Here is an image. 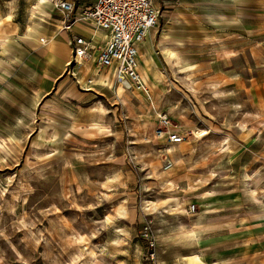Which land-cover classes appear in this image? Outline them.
Returning a JSON list of instances; mask_svg holds the SVG:
<instances>
[{"label": "rangeland", "instance_id": "rangeland-1", "mask_svg": "<svg viewBox=\"0 0 264 264\" xmlns=\"http://www.w3.org/2000/svg\"><path fill=\"white\" fill-rule=\"evenodd\" d=\"M40 1L0 0V264H264V0H160L142 89L72 79Z\"/></svg>", "mask_w": 264, "mask_h": 264}, {"label": "built area", "instance_id": "built-area-1", "mask_svg": "<svg viewBox=\"0 0 264 264\" xmlns=\"http://www.w3.org/2000/svg\"><path fill=\"white\" fill-rule=\"evenodd\" d=\"M58 5L64 11L65 21H70L73 1L60 0ZM158 14L155 0H93L81 9L80 15L71 17L72 22H68L66 27L69 28L74 21H91L96 27L106 31L107 37L92 45L84 37L75 36L71 41V58L65 64V71L74 76L76 68L83 61L94 57L97 71L111 69L116 83L126 89H142L144 82L137 67V46L156 24ZM92 81L91 77L87 79L88 83ZM158 117L160 127L166 129L167 142H181V133L167 129V116L161 113ZM158 130V134L164 132L161 128Z\"/></svg>", "mask_w": 264, "mask_h": 264}, {"label": "crops", "instance_id": "crops-1", "mask_svg": "<svg viewBox=\"0 0 264 264\" xmlns=\"http://www.w3.org/2000/svg\"><path fill=\"white\" fill-rule=\"evenodd\" d=\"M68 1H73L74 3V9L72 11V18L73 17H76L78 15H80V12H81V9L84 8L86 5L90 4L93 0H86L87 2L84 3L81 7L78 6V2H75L76 0H68ZM155 5L156 7L158 8V18H157V22L156 24L153 26L152 29H149L147 34L145 35L142 43L140 42L137 46V50H138V54H137V62L139 61L138 57H139V49H140V46L145 42L148 41V37H150L151 33H152V37H151V45H150V48L152 47V40H153V37L155 36V33L157 32V29H158V26H159V23H160V16L162 15L161 14V1L160 0H155ZM65 22V21H64ZM61 28V27H60ZM69 31V38H68V49L66 48V50H68V57H67V60L65 61V64L66 62L71 58V41L73 40V38L75 36H81V37H84L85 39L89 40L91 42L92 45H96L102 41H104L107 37V32L96 27L91 21H76V22H73V24L69 27L68 29ZM52 36H53V39H54V42H57V39L58 37L52 33ZM57 37V39L55 38ZM33 46H36V44H32ZM46 48H44V54H47L48 52H51L54 50V47L53 49H49L48 45L45 44ZM37 47V46H36ZM35 47V48H36ZM67 52V51H66ZM94 52H96L94 50ZM51 54V53H50ZM49 54V55H50ZM64 64V66H65ZM63 70L65 71V68H63ZM139 70V69H138ZM109 71H112L111 69H100L99 71H97V67H96V64H95V58L92 57L88 60H85L83 61V64L80 65L78 68H76L75 70V73H74V76L71 78L72 79H76L77 82H79L78 80H82L81 82H83L84 78L86 77V75L88 77H91L93 79V82H95L96 84H102L98 81V77H99V74L100 73H103V74H109ZM139 73H140V70H139ZM112 80L115 82V79H114V76H112ZM172 144V143H171ZM175 144H178V143H175ZM209 220V218H205V219H198L197 223H192V224H188V228H190L191 226H194L196 225V229H204L205 227V223ZM187 228V227H185ZM187 228V229H188Z\"/></svg>", "mask_w": 264, "mask_h": 264}, {"label": "bare ground", "instance_id": "bare-ground-1", "mask_svg": "<svg viewBox=\"0 0 264 264\" xmlns=\"http://www.w3.org/2000/svg\"><path fill=\"white\" fill-rule=\"evenodd\" d=\"M45 1H47V0H41L40 1V3H41L40 6L43 8L44 12L47 13V11L44 9L45 4H43ZM58 12H60V10ZM152 28L153 27H151L150 29H152ZM41 33H43V32L39 28V26L37 24L33 23L32 24V27L31 26H28L27 27L26 37L28 38L29 41H32L31 44H36V42H39L40 43V39H41L40 34ZM151 37H152V33H151L150 37H148L149 43L147 41H145L140 46V49H139V57H138V59L142 63L141 65L143 67V70H145V72L149 68H150V71H151V69L154 67L153 64H152V61H151V56H150V50H151V48H150V45H151L150 41H151ZM46 38L47 39H45L44 37H42V40H45L44 42L48 45V47H49V49L51 51V49H53V47H54V44H53L54 43V39H53L52 33L48 37H46ZM50 57H52V56H50ZM137 67H138V62H137ZM110 75L111 74H103V73H101V74H99L98 81L101 82V83H109L110 82Z\"/></svg>", "mask_w": 264, "mask_h": 264}]
</instances>
